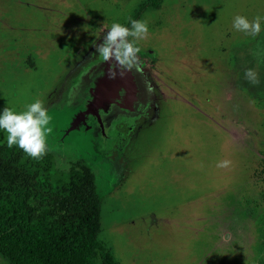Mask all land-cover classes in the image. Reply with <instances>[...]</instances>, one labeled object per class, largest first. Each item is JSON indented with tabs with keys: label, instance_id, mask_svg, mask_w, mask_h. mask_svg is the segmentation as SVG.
I'll list each match as a JSON object with an SVG mask.
<instances>
[{
	"label": "rangeland",
	"instance_id": "rangeland-1",
	"mask_svg": "<svg viewBox=\"0 0 264 264\" xmlns=\"http://www.w3.org/2000/svg\"><path fill=\"white\" fill-rule=\"evenodd\" d=\"M151 1L0 0V110L43 102L53 182L79 161L92 169L98 238L119 264H262L264 203L252 175L264 172V20L255 36L232 21L264 17V0H160L140 14L149 30L138 56L157 57V108L126 153L122 181L115 110L70 130L102 71L89 72L96 45ZM222 160L231 163L217 167Z\"/></svg>",
	"mask_w": 264,
	"mask_h": 264
},
{
	"label": "trees",
	"instance_id": "trees-1",
	"mask_svg": "<svg viewBox=\"0 0 264 264\" xmlns=\"http://www.w3.org/2000/svg\"><path fill=\"white\" fill-rule=\"evenodd\" d=\"M159 3L143 6L136 20ZM53 161L48 152L33 160L0 142V264H119L98 238L102 198L94 172L79 161L53 182ZM252 178L264 203V172Z\"/></svg>",
	"mask_w": 264,
	"mask_h": 264
},
{
	"label": "clouds",
	"instance_id": "clouds-1",
	"mask_svg": "<svg viewBox=\"0 0 264 264\" xmlns=\"http://www.w3.org/2000/svg\"><path fill=\"white\" fill-rule=\"evenodd\" d=\"M262 16L249 20L246 16L236 15L232 27L238 32L255 36L262 31ZM148 25L143 20H131L130 26L113 23L103 37V42L96 45V52L102 61H114L118 67L131 70L139 64L140 48L137 42L148 33ZM131 38V39H130ZM245 78L250 83H257L256 74L251 69L245 70ZM52 117L39 99L27 104L22 110L4 107L0 110V131L5 132L7 147H18L30 158L41 159L50 150L48 139L52 133ZM229 160L217 162V167L225 168Z\"/></svg>",
	"mask_w": 264,
	"mask_h": 264
},
{
	"label": "flooded vegetation",
	"instance_id": "flooded-vegetation-1",
	"mask_svg": "<svg viewBox=\"0 0 264 264\" xmlns=\"http://www.w3.org/2000/svg\"><path fill=\"white\" fill-rule=\"evenodd\" d=\"M129 26V25H126ZM103 42V39L101 40ZM101 42V43H102ZM151 54V56H149ZM149 54L147 56L139 58V64L137 67H134L133 70L136 72V74L139 76L140 79L143 78L145 80V84L142 82V80H138V90L136 93V97L134 98L133 105L129 104V113L126 114L122 110V106H124L127 103V100L123 97V93H125V89L122 92V89L119 91V94L115 97H109L107 100L104 101L103 106L99 107H93L91 113L85 115V119L80 121L79 124L76 126H83L85 129L90 130L92 128V125L88 123L87 117L89 115L93 116L95 119L102 118L103 112H107L109 109L115 110L117 112V121L113 125L115 130V139L116 145L118 146V149L116 150L117 153L120 156H123L122 162L117 163L116 165V175L118 176V181H122L124 176L121 174L125 168L128 166L129 162L131 161L130 158L126 155L128 152L129 147L132 146L134 140L137 138L136 134L139 129L143 128V123H146V121H149V116L155 115L157 104L155 105L154 101H156L155 95H154V89L150 82V76L152 75V70L154 69V66L156 64L157 57H155L153 51H149ZM92 58L91 66L95 69H89V72L91 73V70L94 71V75H96L97 71H101L100 74L97 76V85L101 81V79L106 74V62L102 61L98 55V53L93 52L90 56ZM150 58V59H149ZM96 68L98 70L95 73ZM161 81V80H160ZM97 85L95 87L94 95L97 89ZM128 91H126V95H128ZM131 97V95L129 96ZM127 97V98H129ZM94 101V96L90 103L88 104V107L84 110L86 111L92 102ZM125 107V106H124ZM128 108V107H127ZM100 120V119H99ZM101 129L105 131L104 136L105 138L109 137L110 134H107V129L105 125H101ZM75 128V129H76ZM111 139V137H110ZM116 153V154H117ZM125 153V154H124ZM122 171V172H121ZM120 183H116V187L119 186Z\"/></svg>",
	"mask_w": 264,
	"mask_h": 264
},
{
	"label": "water",
	"instance_id": "water-1",
	"mask_svg": "<svg viewBox=\"0 0 264 264\" xmlns=\"http://www.w3.org/2000/svg\"><path fill=\"white\" fill-rule=\"evenodd\" d=\"M106 74L101 79V81L97 85V89L94 95V101L90 105V107L80 113L76 119L70 130L76 128L80 121L85 119V115L91 113L93 107H99L104 105V101L107 100L109 97H115L119 94V91L125 89V93H123V97L127 100V103L122 106L121 108L125 110L130 105H133L134 98L136 97V93L138 90V80H142L144 83L145 80L140 79L136 72L131 70H125L117 66L114 61H107L106 62ZM145 84V83H144ZM126 91H128V95H126ZM131 95V97H129ZM129 97V98H127ZM100 118V117H99Z\"/></svg>",
	"mask_w": 264,
	"mask_h": 264
}]
</instances>
